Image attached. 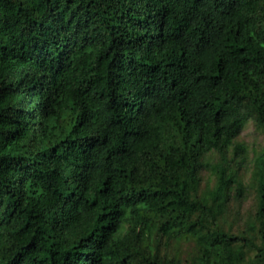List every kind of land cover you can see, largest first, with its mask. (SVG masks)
Instances as JSON below:
<instances>
[{
    "label": "trees",
    "instance_id": "trees-1",
    "mask_svg": "<svg viewBox=\"0 0 264 264\" xmlns=\"http://www.w3.org/2000/svg\"><path fill=\"white\" fill-rule=\"evenodd\" d=\"M0 264H264V0H0Z\"/></svg>",
    "mask_w": 264,
    "mask_h": 264
},
{
    "label": "rangeland",
    "instance_id": "rangeland-1",
    "mask_svg": "<svg viewBox=\"0 0 264 264\" xmlns=\"http://www.w3.org/2000/svg\"><path fill=\"white\" fill-rule=\"evenodd\" d=\"M258 134H255V128L253 124H249L244 131L242 132L240 139L246 141L247 143L250 144V147H253V141H255V138L257 137ZM260 140V139H258ZM251 153V152H250ZM252 154V153H251ZM251 200V199H250ZM249 203H246V205Z\"/></svg>",
    "mask_w": 264,
    "mask_h": 264
}]
</instances>
